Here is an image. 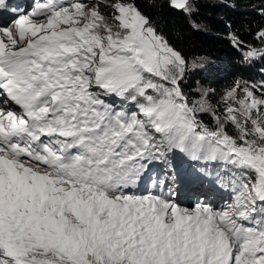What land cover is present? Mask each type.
<instances>
[{"label": "snow or ice", "instance_id": "6c2138e0", "mask_svg": "<svg viewBox=\"0 0 264 264\" xmlns=\"http://www.w3.org/2000/svg\"><path fill=\"white\" fill-rule=\"evenodd\" d=\"M211 63L141 0H0V264H264V67L193 86Z\"/></svg>", "mask_w": 264, "mask_h": 264}, {"label": "trees", "instance_id": "16d2710c", "mask_svg": "<svg viewBox=\"0 0 264 264\" xmlns=\"http://www.w3.org/2000/svg\"><path fill=\"white\" fill-rule=\"evenodd\" d=\"M156 7H152L153 4ZM161 0H141L146 12L160 21L161 27L170 32V38L178 48L191 60L193 57H208L212 63L207 71L197 72L193 76L192 84L201 81L206 86L222 90L233 79H259L258 73L262 64L252 67L241 65L239 53L231 46L228 33L229 26L246 31L249 22L253 27L264 23L254 13L260 0H196L195 17L185 16L181 12L173 11L165 4L160 7ZM196 22L201 31H195L190 24ZM251 40V37H246Z\"/></svg>", "mask_w": 264, "mask_h": 264}, {"label": "rangeland", "instance_id": "374dc122", "mask_svg": "<svg viewBox=\"0 0 264 264\" xmlns=\"http://www.w3.org/2000/svg\"><path fill=\"white\" fill-rule=\"evenodd\" d=\"M16 2H21L20 4L21 5H24V7L25 6H27V4L28 3H30V0H16ZM194 79L192 78V81H193ZM201 82V81H200ZM204 86H206V85H204Z\"/></svg>", "mask_w": 264, "mask_h": 264}]
</instances>
